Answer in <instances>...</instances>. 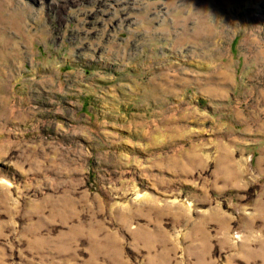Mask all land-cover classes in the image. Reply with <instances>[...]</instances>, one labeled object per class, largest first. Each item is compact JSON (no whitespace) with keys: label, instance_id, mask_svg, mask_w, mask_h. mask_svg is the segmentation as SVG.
Listing matches in <instances>:
<instances>
[{"label":"rangeland","instance_id":"1","mask_svg":"<svg viewBox=\"0 0 264 264\" xmlns=\"http://www.w3.org/2000/svg\"><path fill=\"white\" fill-rule=\"evenodd\" d=\"M0 264H264V0H0Z\"/></svg>","mask_w":264,"mask_h":264}]
</instances>
